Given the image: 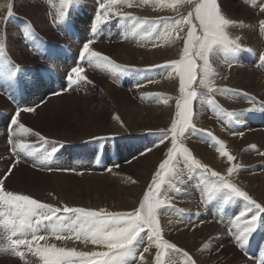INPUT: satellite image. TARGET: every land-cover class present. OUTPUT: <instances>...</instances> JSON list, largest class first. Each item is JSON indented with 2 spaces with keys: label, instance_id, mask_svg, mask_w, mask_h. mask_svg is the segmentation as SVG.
Listing matches in <instances>:
<instances>
[{
  "label": "snow or ice",
  "instance_id": "6c2138e0",
  "mask_svg": "<svg viewBox=\"0 0 264 264\" xmlns=\"http://www.w3.org/2000/svg\"><path fill=\"white\" fill-rule=\"evenodd\" d=\"M80 0H61V10L58 16L53 17V22L67 23L69 6L79 4ZM147 3V0H143ZM123 0H99L98 11L90 25V38L82 43L79 50L77 63L66 75L67 87H83L93 82L87 78L85 72L88 68L105 69L114 77L127 75L129 72L139 73L141 70L134 66L121 65L108 56L93 49L97 37L102 31V25L111 23L113 17L124 20L125 28L129 29L128 35L157 38L175 37L183 41L182 56L179 60L171 61L166 65L179 76V92L181 101L176 105L175 118L170 128L162 132L158 140L140 152L141 156L151 152L166 142V158L159 163L153 175L148 189L145 191L139 205L129 213H112L105 209H86L83 207H70L63 205L57 207L41 202L29 195L6 190L5 181L12 175V169L20 163V154H31L30 145L13 137L36 136L45 143L47 138L38 132L26 127L21 121V113H36L41 104L35 106H17L15 114L11 118L8 144L14 157V162L8 171L0 176V229L3 230L6 243L0 244V254L17 258L23 264H28L26 253L38 258L41 264H148L144 253H149L155 248V255L151 264H176L169 256V251L182 252L186 258L185 264H197V261L186 251L178 248L174 243L164 238L160 216L167 215L174 209L173 201L183 192L187 183L198 177V183L202 185L201 203L208 205L219 201L222 205H229L237 201L245 202V206L233 218L234 244L239 251L247 255V245L252 235L259 227L264 226V204L257 202L250 194L241 189L231 177L237 175L241 165L234 163L236 157L228 150L223 141L213 133L206 132L210 146L214 147L220 157L225 158L229 166L226 174L213 170L197 159L191 150L181 142L185 134L195 135L204 131L197 129L194 123L193 101L198 97L194 84L207 90L209 94H226L228 89L214 86L215 73L212 58H222L229 68L232 67L235 57L241 51L253 53L251 48H245L241 43V37L230 35V30L242 28L223 13L218 0H160L159 7L175 9L177 5H188L190 10L187 15H181L174 19H162L161 21H149L131 16L130 13L120 12L116 9L121 6ZM133 6L132 2L128 3ZM136 6H139L137 4ZM4 5L0 4V8ZM264 12V6L260 7ZM13 16L12 5L7 6V17ZM129 20L131 23L129 24ZM119 23V20L117 21ZM158 27L163 31L158 32ZM186 29V31H185ZM259 31L264 34V20L259 21ZM184 33V35H180ZM29 35L25 29V36ZM39 47V43L35 45ZM6 32L0 35V76L6 80H13L20 70L18 66L9 68V61L5 56ZM259 62L264 65V51L259 53ZM154 67H161L156 65ZM149 83L154 81L148 80ZM137 83L135 87H143ZM63 89L52 93L59 96ZM11 98V97H10ZM201 99H204L201 96ZM158 102L168 103L167 97H157ZM209 103L213 101L208 98ZM228 117L236 116V113L228 112ZM120 120L119 116L114 117ZM239 123V121H237ZM123 127V122L121 121ZM232 135L243 136V132H233ZM94 139H102L94 137ZM63 147L62 144L53 143L50 150L38 157L37 167L42 171H75L74 169H54L48 167L56 154ZM255 148V146H251ZM264 156V151L258 152ZM118 167V165H114ZM111 171V169H108ZM77 175L83 173L76 172ZM165 177L168 179L165 180ZM131 183H136L132 180ZM167 184V187L164 185ZM183 209L180 210L183 213ZM62 213V214H61ZM171 223V220H169ZM57 241L72 240L81 241L85 245L89 243L96 248L106 251L81 252L76 249L58 247L48 241L51 238ZM147 241L144 244V241ZM44 242V243H41ZM144 245L141 250V245ZM255 259V258H253ZM256 264H264V254L256 260Z\"/></svg>",
  "mask_w": 264,
  "mask_h": 264
},
{
  "label": "bare ground",
  "instance_id": "6f19581e",
  "mask_svg": "<svg viewBox=\"0 0 264 264\" xmlns=\"http://www.w3.org/2000/svg\"><path fill=\"white\" fill-rule=\"evenodd\" d=\"M27 1L30 2L33 0H27ZM220 1H221L223 13H225L226 16L230 18L231 20L236 21L237 24H242L243 25L242 28H244V22L242 21V19H238L239 15L242 16L241 13L240 12L237 13L236 10L230 9L229 4L226 0H220ZM250 1H252L250 3L251 10H253L256 14V15L253 14L252 23H258V27H259V21L264 20V15H263L264 12L260 11V7L264 6V0H250ZM56 2L57 3L54 2L53 8H55V10L61 9V0H57ZM129 2L133 3L132 7L135 9L146 8L145 3L142 6L140 5L136 6L138 3L135 0H123V3L121 5L123 7L122 9H125V7L128 5ZM159 2L160 0H151V7L148 8L153 11H158L157 13H151L148 11H140L136 14L137 15H149L148 17H154L156 14L159 15V13L165 14L169 12H176L177 10L182 8L183 9L182 14L187 15V13L190 10L189 6H186V5H177L175 9L170 8V7L161 8L159 7ZM0 4L4 5L3 8H0V24L3 25L4 23H7V19H8L7 18V6L9 4L13 5V0H0ZM86 4H89V5L91 4L92 6L97 5L95 0H91L90 2ZM39 6H44L47 10L52 9L50 2L48 3L46 0L45 1L37 0V3L33 1V6L31 5L27 8H24L23 11L26 13L25 15L26 19L27 17H29V19L31 20V23L36 27V29H38L40 32L44 34H48V31L52 27L48 26L47 24L48 18L45 19L44 16L40 13V12H43V10L38 9ZM114 10L121 11V8L119 9L117 8ZM228 10L231 13H229ZM245 12L251 15L247 11V9L245 10ZM177 17H174V18H177ZM151 21H159V20H151ZM90 22H91V19H89V22H88L87 18H84L81 21L80 25L75 27V33L72 36L74 38L73 42H75V40L78 38V34H80L81 29H84L86 32L85 26L87 25V23L89 25ZM118 25L119 24H117L116 27L111 29V33L112 34L114 33V36L111 40L112 42L118 41V32L128 33L129 31V29L125 28V24L122 26H118ZM17 26H20V25L17 24ZM58 27L61 28L59 25ZM242 28L238 27L235 29H231L230 35H232L233 37L240 36L241 38L242 37L245 38L248 42H252L253 46L251 47V49H253L254 52L245 53V51H241L240 53L236 54L235 57H231V56L228 57V59L230 60L234 59V63L232 64L231 68H229L227 64L223 62L222 58H212V65H213L214 72L219 73V76L215 77L214 79V86L217 88H221V89L228 88V90L231 89L235 91H228L226 94H223V95L209 94L207 93L206 89L199 87L197 84H194L193 88L197 91L198 97L195 101H193V104L195 105V106L192 105L193 111L194 110H204L206 107L211 106L207 110V115H210V117H212V121L210 120L205 121L203 119L204 117L203 115L199 116L202 114V112L198 111V118L195 119V125L204 131L198 132L195 135H189L188 133H186L185 137L182 138V140L188 142L187 144L188 147L192 149L197 159H199L203 164L210 166L213 170L218 171L222 174H226V169L229 166V164L225 160V158L220 157L219 154L216 152L215 148L210 146V144L207 142L209 138L207 137L206 132L213 133L218 139L223 141L225 145L228 144L227 150L230 152V154L236 157V161L234 163H238L239 165H241L240 174L235 175L236 178L232 177V180L235 183H237L241 188H243V190L247 191L253 199H255L259 203L264 204V179L260 180L259 185L257 187V183L254 182V178H251L253 175L245 174V173H248V170L250 169V168L245 169L246 166L248 167L249 165H254L258 163L264 165V156L262 157L258 154V152L264 151V134L260 133V130H259L260 128H264V94H260L263 100H257L246 94V93H249V94L257 95L260 92L264 91V66L262 68V75L260 79H258L256 74L254 73L255 67L258 66V62H259L260 48L254 44V43H258V38L255 34L242 30ZM87 31L89 33L90 29H87ZM157 31L161 32L163 31V29L161 27H158ZM17 32L19 33V35L22 34V30L20 27L18 28ZM58 33L61 36L63 33V30L62 32L58 31ZM180 35H184V33H181ZM127 41L132 45H147L148 44V45H153V46L149 47L148 49H144V48H134L128 44H125V46L120 47V49L114 54L113 59L120 64L128 65V66H133V63H135V66H141L142 68H152L156 65H161V67L166 68V69H162L159 67L158 68L155 67L151 69L150 71L147 69L143 72V73H147L148 77L152 81L155 80L153 83H156V82L161 83V84H157V86L155 87L151 86L150 89L143 91V92L151 95L150 93L152 90H154L153 88L162 89L163 94L168 96V103L160 104L158 100H154V102H151L148 108H144L141 105L135 108H130V106L127 105L128 106L126 109L127 114L124 117L118 114L120 117V120L114 119L116 120L114 121L115 127H112V131H105L101 133L100 135L87 136L85 138L76 139V140L72 136H70V134L69 135H65V134L57 135V134H52L49 132L47 134H44L43 136H45L47 139L61 141L64 143H78V142H82L88 139H94V137H105V136L111 137V135H116V136H119V135L128 136V135H138V134L141 135V132L143 131H148L149 133V131H152V130L156 131L159 129L161 130V129L170 128L171 122L174 119V110L176 109V105L180 103L181 98L178 97L179 99H177L174 96V95L180 94L179 76L176 74L175 71H171L165 66L168 65V63L171 61L179 60V57L182 55L183 41H179V39L175 37V34H173V36L170 38H159L158 39L156 33L153 34V37L151 39H146L145 37L141 38L140 36H130L128 37ZM241 43L244 47L249 46V43H245V40L244 42H241ZM80 48H81L80 43L75 44L73 46L75 58ZM6 51L8 52L10 56L12 55L20 65L24 66L19 56V53L15 52V47L14 48L12 46L6 47ZM23 51H24L23 52L24 54L25 53L30 54L29 50H26L27 51L26 52L24 49ZM75 58H73L72 62H69L65 65L67 70H69L74 65ZM236 62L238 63L237 65L235 64ZM23 66L21 67L22 69L28 70ZM234 68H237V69H234ZM90 69L93 70L95 74L100 75L102 73L100 68H90ZM239 69L244 70V71H240ZM30 71L31 70L25 71V73H28ZM112 77H113L111 79L112 83H109L110 85L109 84L106 85V89H107L106 92L108 93L111 91V89L115 88L113 85H116L117 86L116 88H118L122 84L119 81L118 76H115V77L112 76ZM158 77H161V79L159 81H156ZM95 79L97 78L95 77L94 80ZM123 83L130 84L128 80H125ZM106 94L107 93H105V95L102 96L100 99L102 100L106 99L107 98L105 97ZM201 96H203L204 99H201ZM67 97H69L70 99L73 98V96L66 95V96L51 99L47 105L38 109L34 115L29 116V117L33 119L34 121L40 120L42 115H50V117L52 118L55 117L56 114L61 113L65 109L66 107L65 105L61 106V100ZM208 98H210L213 101V103H209ZM75 99L76 98H73L71 101L66 102V104H69V106L71 104L73 106V104L77 102V99L76 100ZM152 99H154V97ZM15 110L16 108H14L12 105H9L8 103H7V106L1 109V114L4 115L3 118H6L5 126H7L8 121L10 117L14 114ZM228 112L236 113V116L230 118L227 115ZM218 113L221 117L222 126L224 128L234 127L238 123L237 121H239L242 124L244 130L246 131L250 130V132L254 131V133H251L250 135H245L243 137L238 136V135L234 136L232 135V133L236 131L230 128L227 131L231 133V138L226 139V142H225V140L221 136L222 129L220 126V118H219ZM22 118H26V115H22ZM130 120H132L131 122L136 121V123L144 124V127H142L143 129L139 125L138 127L141 128L142 130H140L139 128H134L130 130L126 126H123V127L121 126V121L129 123ZM33 137L34 136H24V137H19V138L29 143L37 139ZM0 138H3L1 133H0ZM190 139L195 140L193 141L194 144L191 143ZM255 140L256 141L259 140L260 142L259 147L261 151L251 147L253 144L257 145V143L254 142ZM145 141L147 142L146 147H144ZM156 141H154V143ZM125 142L126 141L124 140V149L121 150L120 157L123 161H128L132 158L133 154L130 150L125 149L127 145V143ZM154 143H149V141L145 138L141 139V142L138 145V149H137L138 152L136 153L140 157L137 158V161H134V159H132L129 162L130 164L132 163L131 165H132L134 172L140 176L141 185L130 187V185H128L129 178L127 177H123V179H119V180L112 179L111 175H114V171L111 172L110 174H107V176H105L106 172H99L95 170L93 171V174H94L93 176H87L85 173L86 166L88 165L87 161L83 159L81 163L78 165V161L80 160L79 155L76 152L69 151L67 152V154L69 155L70 162L72 163L71 165L67 166V169H77L78 171H82L83 174L82 175L51 174V176L61 179L64 182L70 177L71 178L75 177L72 179L79 178L82 180L83 183L79 184L78 181L71 180L72 182H74L73 185L69 184L68 182H66V184L64 185H59V184L54 183L53 184L54 186H52L51 188L46 187L44 189H41L42 187H40V188L31 189V191L36 194L41 195L42 200H47L48 202H51V203L61 202V203L68 204L69 202L66 199L71 198L73 199V202L68 204L70 205V207L78 206V207L85 208L84 206L79 205L82 202H84L83 200L85 197L86 198L85 203L88 205L86 208L96 209L98 207L108 206L110 208V210L108 209V212H112V213L113 212L115 213L116 212H121V213L127 212L128 213L138 207L139 201L142 199L145 191L148 189V186L153 179V175L155 173L154 169H157L159 163L162 162V160L165 158V155H160V151L163 148L166 149L167 151V147L169 146L167 142L165 144L160 145L159 147H154L151 152L144 155L143 157L140 155V152L143 149L152 147ZM183 144L185 146V143ZM244 150L249 153V156H247L244 153ZM1 158H4L6 161L8 160L9 155L6 152V150H3V156ZM262 165H257L256 169L260 171V173L264 174V167ZM2 166L3 165H0V174L3 168L7 167V164H5L3 167ZM21 173H24L23 166L13 171L12 175L14 176L8 180L7 185L16 186V183H17V186L19 185V187L21 188L31 187L32 186L31 184L25 185V183L23 184V182L22 184L17 182V179L21 178L24 175L23 174L21 176ZM26 173L29 177L30 176L33 177V175H37L36 173H31V172H26ZM97 174H104V175H97ZM262 174H261V177L259 176L260 178H262ZM34 179H35V176H34ZM167 179L168 178L165 177V180ZM198 179H199L198 177L194 176L193 181L185 185L186 191H183L180 194L179 198L177 197L179 200V204L184 205L183 207L186 209L193 210L194 207L197 204H199V201L201 200L202 185H200L197 182ZM20 180L21 179H19V181ZM29 180H32V179H29ZM28 182L30 183V181ZM112 182L115 184L114 185L115 190L113 189L110 190V199H103L105 197H102L100 193L102 192L103 194H105V192H107L106 190L107 186ZM164 186L167 187V184H165ZM46 189L50 190L51 192L46 191ZM195 196L199 198L198 202L197 200L196 202L195 200H192V197L194 198ZM32 197L35 198L34 196ZM186 197H188V199ZM177 198L173 202H176ZM92 207H95V208H92ZM177 218L181 224L184 223V218L179 217L176 213H172L171 215L167 214V215L160 216L161 225L163 227V232H164V238L168 240L169 242L176 244L178 248L183 249L186 252H188L197 261V264H216V261L218 260V256L216 253L214 254L210 253V251H212L210 247L212 246L208 245V243H210V238H212L213 236L223 235V229H220L217 224L216 225L214 224L204 225L202 221L194 225L186 224L184 226H177L175 224L177 222ZM169 220H171V223H169ZM171 233L174 234L172 237H170ZM48 242L51 244H56L58 247H66L69 249L74 248L77 251H81V252H89L92 250L91 247H89L88 245H85V246L80 245L81 247H79L74 242H71V243L56 242V240H54V237L51 238ZM146 243L147 241L145 240L144 244ZM143 246L144 245L142 244L141 250ZM155 251H156L155 248H152L150 249L149 253H144L148 264H151V261L153 260L154 255H155ZM172 255L175 256V260H174L175 262L180 257L177 253H173ZM229 255H230L229 256L230 258L233 257L232 254H229ZM6 257L8 256L1 254L0 262L6 261ZM26 259L28 261L33 262L31 253H26ZM34 260H37V259L34 258ZM222 263L228 264V259L223 260ZM39 264H41V262ZM137 264H139V261L137 262ZM219 264H221V262Z\"/></svg>",
  "mask_w": 264,
  "mask_h": 264
},
{
  "label": "rangeland",
  "instance_id": "374dc122",
  "mask_svg": "<svg viewBox=\"0 0 264 264\" xmlns=\"http://www.w3.org/2000/svg\"><path fill=\"white\" fill-rule=\"evenodd\" d=\"M135 1L140 6H142L144 4L143 0H135ZM226 1L228 2L230 9H234V10H236L237 13L238 12L241 13L242 16L239 15L238 19H242V21L244 22V28H242V30H245V31L251 32L252 34H255L257 36V38H258V43H254V44L257 45L260 48V52L264 51V34L260 33L259 27H258V23H252L253 14H255V12L253 10H251V7H250V3L252 1H250V0H226ZM88 2H89V0H86V1L85 0H80L79 3H88ZM218 3H219V5H220V7L222 9L221 1L218 0ZM145 4H146V8H142V9H135L133 7H127L128 5L125 7V9H122L123 8L122 6H118L117 8L118 9L121 8L120 12L130 13L131 16H134V17L139 18L141 20L148 19L149 21H151V20H159V21H161L162 19H172L173 17H177V15H181L183 13V9L181 8V9L177 10L176 12H169V13H165V14L164 13H159V15L156 14L154 17H148L149 15H138L137 16L136 13H138L140 11H148V12H151V13H157L158 12V11H153L151 9H148V8L151 7V0H147V3H145ZM29 6H31V2H29L27 0H13L12 10H13V13H15L17 15L15 17L16 19L14 18V21L15 20L17 21V22L15 21V25L17 26V24H18L20 26H25V27L28 26L27 28L33 32V35H34L35 39H38V38L42 37V38L47 39L49 41L62 42V41H59L58 39H56L57 35L56 36H48L47 34H44V33L40 32L38 29H36V28L34 29L32 27V25L31 26L28 25L31 20L29 19V17H27V19H26V16H25L26 13L23 11V9L27 8ZM75 6H78V4H76ZM186 6H188V5H186ZM91 8H93V7H91ZM91 8L89 10H86L85 13L82 10H81L82 12L77 10L76 11L77 13L71 15L72 21L74 22L73 16H74V18L76 20H80L83 17V15H85L86 17H91L92 16V12H93V9H91ZM38 9H41V8L38 7ZM246 9L251 15H249L248 13L245 12ZM42 10H43V12H40V13L44 15L45 19H47V17L45 16V14H47V11H46L45 7ZM228 12L231 13L229 10H228ZM182 15H184V14H182ZM263 15H264V13H263ZM118 20H119V22H121V19L119 17H113L110 24H113V23L116 24V22ZM130 21L131 20H129V22ZM122 22H124V20ZM47 24H48V26H50L52 28H56V31L62 32V29L58 27V25L61 27V23L60 22H54L52 25H50L49 20H47ZM120 26H122V25H120ZM9 28L10 27L8 26V19H7V23H4L3 25L0 24V35H3L6 32V47H10V46H12L13 48L15 47V52L19 53V56L21 58L22 63L24 64V66H27L28 64H33L34 62H31L30 60L24 61V59H25L24 56H26V55L23 53L24 49H25V51L29 50V52H31V54L33 53V51H31V49H30V44H29L30 43V41H29L30 37L29 38L28 37L22 38V34L19 35L22 38V39L19 38L21 40V45L16 46V40H15L14 37H17V36H16L15 33L11 32V30H9ZM81 31H82V33L85 32L84 29H81ZM64 35L65 34L63 32L62 35L61 36L59 35V36L60 37H65ZM130 36L131 35H128L127 33L118 32V41H120L122 38H125L126 42L124 41V42L120 43L119 46L112 45V46H109V47H104L103 49H99V50L96 49V50L98 52H100V53L105 54L106 56H108L109 58L112 59L114 54L120 49V47L125 46V44H128V45H130V46H132L134 48H144V49H148L149 47L153 46V45H148V44L147 45H132V44H130L127 41L128 37H130ZM152 37H145V38L146 39H151ZM79 38H80V40H82L83 36H79ZM244 40H245V43H249V46H247L245 48H251L253 46L252 42H248L245 38L242 37L241 42H244ZM118 41H116V42H118ZM179 41H181V40H179ZM5 52L7 53V55L12 60L16 61L15 58L12 55L10 56L6 50H5ZM181 56L179 57V59L181 58ZM25 62H27L28 64H26ZM115 62L118 63L117 61H115ZM16 63L19 64L17 61H16ZM118 64H120V63H118ZM235 64L237 65L238 63L236 62ZM121 65H123V64H121ZM20 66L22 67L23 65H20ZM133 66L135 68H137V69H141V71L139 73H137V72H129L127 75H120L121 79L119 81L122 83L121 86L116 88L117 86L113 85L115 88L111 89V91L109 93L106 92V90H107L106 89V85L108 84L107 77L105 79H102L104 69H101L102 73L100 75L95 74L94 71L90 69L89 71H90V75L92 77L89 76L88 79L91 80V81H94L95 83L93 84V86L90 87V90H89V88L85 89V91H86L85 95H84V92L82 90V94H80L79 97L73 96V98L77 99V102H75V104H73V106L71 104H70V106H69V104H66V102L71 101L73 98L72 99H70L69 97L63 98L61 100V106L65 105L66 107L61 113L56 114L55 117L52 118V117H50V115H42V117L38 121H34L30 117L29 118L26 117V118H23L24 122L26 123L27 126H29L30 128L34 129L35 131L39 132L41 135L47 134L49 132L52 133V134H57V135H61V134L69 135L70 134V136H72L75 140L76 139H82V138H85L87 136L100 135L101 133H103L105 131H112V127H115L114 121H116V120H114L115 119L114 117L115 116H119V115L124 117L127 114L126 109H127L128 106H130V108H135V107H138V106L141 105L144 108H148L149 105L151 104V102H154V100H157V97L163 96V97H167L168 98L167 95L163 94V92H162L163 90L162 89H158V88H153L154 90L151 91V93H150L151 95L143 92V91H146V90L150 89L151 86L155 87V86H157V84H161V83H157V82L156 83H153V82L152 83H148L147 86H145L143 88H140L138 90V93H139V96H138L137 91L135 89L136 87L134 85H136L137 83L141 82L140 78H142V75H145L146 79H150L148 77L147 73H143V72L145 70H147V69L150 71L151 69H153L155 67L142 68L141 66H135V63H133ZM263 66L264 65L260 66L258 64V66L255 67L254 73L256 74L258 79H260V77L262 75ZM159 68L166 69L164 67H159ZM234 69H237V68H234ZM23 71L25 72V71H28V70L23 69ZM240 71H244V70H240ZM117 76L119 78V75H117ZM95 77L97 79L94 80ZM132 78H134L133 82H132L134 85L131 86V79ZM160 79H161V77H158V79L156 81H159ZM125 80H128L130 84L123 83ZM96 82H97L98 87H99L98 89H96ZM109 83H112L111 80H110ZM131 87H134V88L131 89ZM79 88L80 87H77V90H75V91H78ZM225 89H228V88H225ZM105 93H107L106 96H105L107 98L103 99V100L100 99L102 96L105 95ZM244 93H246V92H244ZM246 94L248 96H250V97H253V98L257 99V100H263L260 94H264V91L260 92L257 95L249 94V93H246ZM83 95L85 96V98H84ZM174 96L177 99L181 98V94L174 95ZM153 97H154V99H152ZM200 101H202V100H200ZM159 103L163 104V102H159ZM2 104H3V106H1ZM192 105L195 106L194 104H192ZM5 106H7V103H6V101H4L3 98H1V100H0V109L4 108ZM118 106H120V107H118ZM115 107H116V109H115ZM210 107L211 106H208L204 110H194V123H195V119L198 118V111L202 112V114L199 115V116L203 115L204 116L203 119L205 121H207V120L212 121V117H210V115H207V110ZM175 112H176V109L174 110V118H175ZM218 115H219V113H218ZM219 118H220V126H221V129H222L221 136L223 137L225 142H226V139H230L231 138V133H229L227 131L230 128L234 129L237 133L243 132V136L250 135L251 133H254V131L250 132L249 129H248L249 131L244 130L241 123H237L234 127L224 128L222 126V120H221L220 115H219ZM131 121L132 120H130L129 123H126L124 121H122V122H123V125L126 126L127 128H129L130 130H132L134 128H139L138 125L141 126V128L144 127V124H142V123H136V121L135 122H131ZM141 128H139V129L142 130L143 128L142 129ZM196 128L200 129L197 126H196ZM167 130L168 129H161V130L159 129V130H156V131L152 130V131H149V133H148V131H143L144 133L141 132V134H144L143 138L147 139L149 141V143H154V141L158 140V138L162 134V132L167 131ZM201 132H203V131H201ZM128 136H131V135H128ZM139 136H140V134L134 135V136L132 135V138L133 137H135V138L133 140L130 139V142L136 148V150H135L136 152H138L137 151L138 145L141 142V137H139ZM33 138H38V137L34 136ZM99 138H101V137H99ZM111 139H112V137L110 139H108V140H111ZM47 140H50V139H47ZM53 141H55V140H53ZM190 141H191L192 144H194L193 141H195V140L190 139ZM82 142H84V141H82ZM82 142L71 143V144H79V143H82ZM181 142L185 143V146L188 147V145H187L188 142H186L184 140H182ZM254 142L257 143V145L253 144L255 146V149L261 151V149L259 147V145H260L259 140L258 141L255 140ZM26 143H28V142H26ZM98 145H99V143H98ZM118 146H119L120 150H123L124 149V140L121 141L118 144ZM146 146H147V142L145 141L144 142V147H146ZM129 147H130V143H127L125 149H128ZM227 149H228V144H226V150ZM190 150L193 153V155L195 156V154L192 151V149H190ZM130 151L133 154L132 158L130 160L124 161V162H122L120 160L119 163L112 164L111 166H110V164H108L110 166L109 169H111V171H109V173H105V176H107V174H110L111 172L114 171V175H111L112 179L119 180V179H123V177H127V178H129L128 185H130V187H131V186L141 185V181H140L141 179H140V176L134 172V170L132 168V165H131L132 163L131 164L129 163L132 159H134V161H137V158H139L140 156L138 154H135V151H132V150H130ZM165 152H167V151H166V149L163 148L160 151V155H165L166 154ZM244 153L247 156H249V153L247 151L244 150ZM0 154L2 155V153H0ZM165 158H166V155H165ZM4 165L5 164H3V166ZM114 165H118V167H114ZM257 165H262V164L258 163V164H254V165H249L248 167L246 166L245 169H249V168L250 169L248 170V173H245V174L253 175L251 178H254V182L257 183V187H258L260 180L264 179V174L260 173V171H258L256 169ZM262 166L264 167V165H262ZM4 168H6V167H4ZM23 170H24V173H21V176L23 174L24 175L21 178H19V179H21L20 181H19V179H17V182L20 183V184H22V182H23V184L25 183V185H30L31 184L32 188L31 187H29V188L28 187H22L21 188V187H19V185L17 186V183H16V186L7 185L8 186L7 190L11 189V191H13V192L23 193V194L29 195L31 197L34 196L35 199L37 198V200L42 198L41 195L32 192L31 189L40 188V187H42L41 189H44L46 187L47 188H51L52 186H54L53 185L54 183L59 184V185H64V184H66V182H68L69 184L73 185L74 182H72L71 180H76V181L79 182V184L83 183L82 180L79 179V178L72 179V178H75V177H72V178L70 177L69 179H67L64 182L61 179H58V178H55V177L51 176V174L35 172V171L30 170L29 168L24 167V166H23ZM100 170L103 171V169H101V168H100ZM156 170L157 169H154V171H156ZM26 172L36 173L37 175H33V177H31V176L29 177ZM56 172H59V171H56ZM78 172L83 173L82 171H78ZM238 174H240V172ZM261 174H262V178H260ZM97 175H104V174H97ZM13 176L14 175H11L9 178H11ZM34 176H35V179H34ZM26 177L28 178V180H27ZM233 178H236V176H233ZM29 179H32V180H29ZM230 179H232V177ZM132 180H135V181L137 180L136 181L137 183H131ZM28 181H30V183ZM114 185L115 184L113 182L110 183L107 186V188H106L107 192H105V194H103L102 192L100 193V195L102 197H105L103 199H110V190L111 189L115 190L114 189ZM184 187H186V186H184ZM241 189H243V188H241ZM46 191L51 192L50 190H47V189H46ZM185 196H187V195H185ZM179 197H180V195L178 196V198ZM178 198H177V200H178ZM186 198L188 199V197H186ZM66 200L69 203L73 202V199H71V198H68ZM177 200H176V202H173L174 209H171L168 212V215H171L172 213H176L179 217L184 218V223L183 224H181L179 222L178 218H177V222L175 223L177 226H184L186 224L194 225V224L199 223L200 221H202L204 223V225L209 224L210 221H212L210 225H212V224L216 225L217 224L215 219H217L218 217L215 218V212H214L213 209L216 210L218 208L213 202L207 205L210 211H209V216L205 217L206 214L203 215L202 210L200 211V214H198L195 211V209L192 210V209L184 208L183 207L184 205L179 204V200L178 201ZM189 200H190V198H189ZM192 200H195V202L197 200V202H198L199 198H197L195 196L194 198L192 197ZM39 201H41V200H39ZM83 201L84 202H82L79 205L80 206H84L86 208L88 205L85 203V201H86L85 197H84ZM44 203H48V204L55 205V206H57L58 204H62L61 202H59V203H53L52 202L51 203V202H46V201H44ZM199 203H201V200L199 201ZM244 206H245V202L237 201L236 202V210H235V212L236 213L239 212L240 210L243 209ZM74 207H78V206H74ZM92 208H95V207H92ZM86 209H91V208H86ZM99 209H105L107 211H108V209L110 210V208L108 206H106V207H103V206L102 207H98V208H96L94 210H99ZM181 209L184 210L183 213L180 212ZM130 212H132V211H130ZM113 213H115V212H113ZM116 213H121V212H116ZM123 213H127V212H123ZM161 216H163V215H161ZM223 224H224V222H223ZM259 228H261L263 230L264 226L259 227ZM220 229H223V235L213 236L212 238H210V243H208V245L212 246V247H210L212 249V251H210V253H213V254L216 253L217 256H218V260L216 261V264H219L220 262H221V264H224L222 262H223V260H226V259H228V264H250V263H248V261H246L244 259V257L238 251H236L233 248V246H235V244L233 242L234 241V232H235V230L232 228L231 224H229V225L226 224V229H225L224 225H222V227ZM228 234H230V237H229ZM173 235L174 234L171 233L170 237H172ZM56 242H59V241H56ZM63 242H68V243L74 242L79 247H81L80 245L85 246V244L83 242H81V241L76 242L75 240H71V241H63ZM1 243L2 242L0 241V244ZM89 245H90V243L88 244V246ZM91 247H92L91 248L92 250L94 249L96 251H106V249L96 248L93 245H91ZM181 250H183V249H181ZM183 251H185V250H183ZM230 252H232V253H230ZM173 253H177L180 256L178 258V260L176 261V264H185L186 258L183 257L182 252H175V251L169 252V256L173 260H175V256L172 255ZM229 254H232L233 257L230 258ZM8 258L9 257H6V261L8 260ZM34 258H36L37 260H34ZM32 261L33 262L27 260L28 264H39L40 263L38 258L35 257V256H32ZM138 261L139 260L137 258V262ZM0 264H3V261L0 262Z\"/></svg>",
  "mask_w": 264,
  "mask_h": 264
}]
</instances>
